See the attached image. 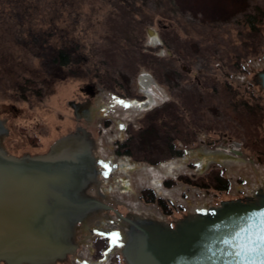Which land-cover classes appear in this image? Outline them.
<instances>
[{
  "label": "rangeland",
  "instance_id": "obj_1",
  "mask_svg": "<svg viewBox=\"0 0 264 264\" xmlns=\"http://www.w3.org/2000/svg\"><path fill=\"white\" fill-rule=\"evenodd\" d=\"M32 1L33 36L0 7V119L7 153L44 154L55 140L85 128L98 158L126 165L98 177L104 202L123 215L141 214L129 208L131 194L169 223L194 208L243 198L260 184L264 92L254 75L264 64V0ZM53 11L56 27L76 49L59 71L44 63L46 36L57 35L41 30ZM141 79L159 102L151 103ZM114 97L150 99L149 107L116 114L108 103ZM70 102H88L90 122L77 117ZM176 162L183 170L157 182L176 189L174 201L161 198L171 211L166 214L142 201L149 186L137 187L136 180L141 171L162 173L163 165ZM219 174L229 180L226 190L214 188ZM124 182L127 192L117 188ZM111 218L110 211L100 213L92 233L82 226L75 255L57 264H124L116 244L110 247L99 230H117L105 224Z\"/></svg>",
  "mask_w": 264,
  "mask_h": 264
},
{
  "label": "water",
  "instance_id": "obj_2",
  "mask_svg": "<svg viewBox=\"0 0 264 264\" xmlns=\"http://www.w3.org/2000/svg\"><path fill=\"white\" fill-rule=\"evenodd\" d=\"M254 84L264 92V64ZM69 105L90 122L88 102ZM6 134L0 119V264L63 263L76 253L77 231L94 220L98 225L96 218L107 211L114 218L105 224L117 230L105 232L111 245L109 234H119L124 264H242L236 252L255 238L262 218L253 214L264 213V174L249 195L194 208L169 223L131 212L123 215L104 202L98 177L105 178L110 167L96 156V144L85 128L77 127L37 155L7 153L2 145ZM243 264H264V259Z\"/></svg>",
  "mask_w": 264,
  "mask_h": 264
},
{
  "label": "trees",
  "instance_id": "obj_3",
  "mask_svg": "<svg viewBox=\"0 0 264 264\" xmlns=\"http://www.w3.org/2000/svg\"><path fill=\"white\" fill-rule=\"evenodd\" d=\"M1 5L3 7V14H6L9 18L14 17V19L16 16L18 19V23L16 22L17 27L23 28V30L28 31L31 36H33V32L35 30L33 27V23H31V20L29 19V16L31 15L29 13L32 12V10L36 9L37 4L33 3L32 0H0V7ZM54 13L55 12L53 11L52 14H49V17L42 26L44 27V29L41 30V33L48 34V36H53L55 34L57 35L53 40L50 41L46 36V46L47 48H49V50L48 52L43 54L44 63H46L47 66L50 67V69L54 68L53 70L59 71L61 67L69 65L71 60H73V56H75L74 52L76 49L72 46H69L73 39H70L68 36H66V32L61 33L62 30H60L59 27H56L55 17L58 14ZM250 30L256 31L253 22L250 24ZM57 32H59V35ZM146 132H148L149 134L151 133L150 130ZM220 176L221 175L219 174L216 177L212 178V180L217 182L216 185H214V188L217 190H226L229 185L228 181L225 178H220ZM214 181L212 182L215 183ZM141 198L144 199L147 203H156L166 214L171 212L170 208L167 207V204L162 199H156L150 190H144L141 194Z\"/></svg>",
  "mask_w": 264,
  "mask_h": 264
},
{
  "label": "bare ground",
  "instance_id": "obj_4",
  "mask_svg": "<svg viewBox=\"0 0 264 264\" xmlns=\"http://www.w3.org/2000/svg\"><path fill=\"white\" fill-rule=\"evenodd\" d=\"M152 94H155V92H153V90L150 91ZM148 92V93H150ZM147 93V92H146ZM125 101L126 103H128L130 106L125 108L123 106H121L120 104H117L115 102L114 99L110 98L108 100V103L110 106L112 107H116V109L112 110V112L116 113V114H119L121 112H124V110L128 113V115L130 113H134L135 115L136 114H139V107H140V103H132L130 100H123ZM152 102V101H151ZM153 103V102H152ZM127 116V115H126ZM163 172L162 173H158L156 170H153V169H150V170H146V171H141L139 174H138V177H137V180H136V185L137 187H142V186H149L151 188H153L158 195H161L163 197H168L170 199H172L173 201L176 199V189H173L171 191H168L162 187H160V183H157L158 180L162 177H166V176H175L177 173H179L180 171L183 170V167L178 165V163H171V164H167V165H163ZM233 170V168H232ZM235 172V171H233ZM129 204L131 206H129V208H131L132 210L136 211V212H139L141 214H144L145 216H148V217H152V218H158V219H161L159 217V214L156 210H147V209H144V207L142 205H140L139 203L136 202V200L134 199V197L129 194ZM136 208V209H135ZM94 224L92 223H88L84 228H85V231L89 232V233H92L94 230H95V226H93ZM113 244V242H112ZM116 244V245H115ZM113 245L116 246V248L118 249L119 248V241L117 240ZM88 264H94V263H91V262H88Z\"/></svg>",
  "mask_w": 264,
  "mask_h": 264
},
{
  "label": "snow or ice",
  "instance_id": "obj_5",
  "mask_svg": "<svg viewBox=\"0 0 264 264\" xmlns=\"http://www.w3.org/2000/svg\"><path fill=\"white\" fill-rule=\"evenodd\" d=\"M117 104H120L121 106L127 108L130 105L126 103L123 100L113 98ZM105 168L108 167V165H103ZM253 216H259L261 217V221L258 225H256V232H255V238L251 239V242L249 245L245 246L242 250L236 252V256L238 259L241 260L242 264L244 261H253V260H261L264 259V213H256L253 214ZM250 220L252 218H249ZM103 235V233H101ZM112 242L115 243L119 239L118 233H110L109 234ZM227 243V241H225Z\"/></svg>",
  "mask_w": 264,
  "mask_h": 264
},
{
  "label": "flooded vegetation",
  "instance_id": "obj_6",
  "mask_svg": "<svg viewBox=\"0 0 264 264\" xmlns=\"http://www.w3.org/2000/svg\"><path fill=\"white\" fill-rule=\"evenodd\" d=\"M141 83V82H140ZM142 85V84H141ZM92 88H89L88 89V94L89 95H93L94 94V92H92V90H91ZM142 89H143V91L146 93H148V91L150 92V88L148 89L147 87H144L143 85H142ZM151 93V92H150ZM153 96H152V102H153V104H155L156 102H159V98L157 97V95H155V94H152ZM128 100V99H127ZM132 103H135V102H137V103H140V107H139V113L143 110V109H146V108H148L149 106L148 105H146V106H144V103H146L147 101H142V102H139V101H136V100H130ZM151 102V103H152ZM150 103V104H151ZM104 108V107H103ZM101 109H102V106L98 109V113H101ZM127 152V151H126ZM101 160V159H100ZM102 161V160H101ZM105 163L107 162V161H104ZM108 163V166L110 167L109 168V173L110 172H114V170H119V169H114L113 167L115 166V165H112L110 162H107ZM228 182H229V180H227ZM124 183H126V184H123V185H121L122 187L121 188H125V190H126V192H127V188H128V184H127V182H124ZM143 188V187H142ZM148 190H150L151 192H152V194H153V196L156 198V199H161L162 198V196L161 195H158L157 194V192L153 189V188H151V187H149L148 188ZM144 191V190H143ZM140 198H141V196H140ZM142 199V198H141ZM142 201L143 202H145V200L144 199H142ZM169 201V200H168ZM145 203H147V202H145ZM98 228V227H97ZM99 229V228H98ZM101 232H103V238L105 239V240H108L109 242H110V240H109V237H108V235L106 234V230L105 229H99ZM109 246H110V243H109Z\"/></svg>",
  "mask_w": 264,
  "mask_h": 264
}]
</instances>
